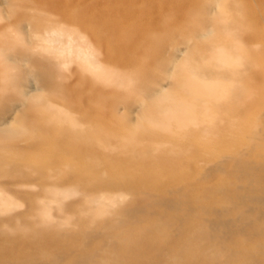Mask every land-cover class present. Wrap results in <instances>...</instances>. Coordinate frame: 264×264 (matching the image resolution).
I'll return each instance as SVG.
<instances>
[{
	"label": "bare ground",
	"instance_id": "1",
	"mask_svg": "<svg viewBox=\"0 0 264 264\" xmlns=\"http://www.w3.org/2000/svg\"><path fill=\"white\" fill-rule=\"evenodd\" d=\"M1 1L13 17L25 4V0ZM50 1L57 3L51 15L27 11L19 16L21 23L0 26V264H264V128L257 126L256 140L246 148L224 156L204 173L185 176L179 186L164 184L155 168L144 169L152 162L158 165L163 157L142 149L137 154L130 148L141 144L144 132H152L153 125L168 130L177 126L181 134L193 135L188 132L192 125L210 136L228 88H233L232 94L244 93L242 68L252 61V53L243 40L248 26L233 15L237 11L247 16L232 4L237 0H227L232 5L208 0L202 8L206 17L201 13L199 18L203 27L183 39L188 49L185 63L180 64L175 54V61L162 65L172 83L183 88L179 93L163 90V85H144L110 68V59H100L90 36L68 25L89 18L83 2L91 1L101 14L103 4ZM4 14L0 11V20ZM90 19L111 42L116 24L97 16ZM40 23L46 26L39 28ZM73 62L138 104L139 117L133 119L127 110L122 121L135 159L111 158L114 154L109 150L102 153L100 147L97 153L94 146L85 145L92 130L71 113L79 105L72 97L77 90L69 81ZM78 78L90 80L81 72ZM34 83L35 91L29 90L28 84ZM81 103L90 106L92 101L85 97ZM98 103L106 105L104 98ZM63 116L84 137L69 136L62 142L56 138L78 155L87 153L96 166L87 172L89 180L65 170L62 176L69 180L63 184L48 175L55 173L24 167L28 163L23 153L41 149V142L34 143L36 135L49 134ZM23 121L28 123L20 124ZM22 139L29 140L23 151L12 144ZM169 152L164 156L177 153ZM101 166L110 170H100ZM222 170L229 174L228 180L210 179ZM178 172L175 168L171 175ZM10 189L27 199L25 210H17L21 204L7 193Z\"/></svg>",
	"mask_w": 264,
	"mask_h": 264
},
{
	"label": "rangeland",
	"instance_id": "2",
	"mask_svg": "<svg viewBox=\"0 0 264 264\" xmlns=\"http://www.w3.org/2000/svg\"><path fill=\"white\" fill-rule=\"evenodd\" d=\"M207 1L93 0L94 4H103L102 8L105 12L103 14L92 8L94 6L91 1H85L82 7L89 18L82 20L79 24L69 23L68 25L76 27L82 34L90 36L95 47L100 51V59L102 61L110 59V62H107L110 68L130 74L137 82H144V85H156V88L163 85V90L172 89L174 93H179L183 91V88L181 85L172 83L173 78L171 79L163 73L162 65H168L169 61H175V54L179 56L180 64L185 63L184 56L188 49L183 39L186 36H193L203 27L199 18L201 13L203 14L201 16L206 17L202 8ZM226 3L236 5L237 9L241 8L247 14L245 16L237 11L233 13L242 25L248 26L247 32L243 34L245 35L243 40L246 49L252 53V61L242 68L244 73L242 90L244 93L232 94L233 88H228L226 101L220 103V116L215 119L217 126L214 127L210 136L202 128L192 125H188V132H193V135L181 134L177 130V126H173V130H168L153 125L150 127L152 132H144L141 144H136L133 147L130 145V148H133L137 154H140V149H142L144 152L149 150L163 157L162 161H165L162 167L158 166L162 163L161 161L158 165L152 162L151 165L144 166V169L155 168L156 176L162 178L164 184L179 186L182 181L186 180L185 176L204 173L206 168L216 164L224 156L230 155L239 148H246L250 142L256 140V131L264 128V0H237L232 4L226 0ZM1 4H3L2 1L0 2V11L6 15L4 14L0 20V26L9 22L21 23L19 16L26 15L27 11L36 15H45L47 12L51 15L54 13L53 8L57 5L50 0H25V4L18 8V13L13 12V17L8 13L11 10ZM95 16L100 17L103 21L116 24L117 30L111 42L106 40L108 34L104 30L94 26L90 17ZM38 25H41L39 28L46 26L44 23ZM226 40L229 41V39ZM207 41V38H201L202 43L206 44ZM203 56L206 59L207 52ZM1 68L0 63V72ZM79 72L87 76L90 79L89 82L79 80ZM69 74L71 76L69 81L73 84L72 88L77 90L72 94V97L79 104L71 113L74 118L81 119L89 130H92L90 142L85 145L94 146L97 153H100V147L103 148L102 153L106 152L105 149L109 150L114 154L111 158L117 155L122 160L135 159L137 155L128 148L129 138L125 133L122 121L126 117L127 110L131 112L133 119L139 117L138 104H131L126 99V96L128 98L129 95L121 94L115 85L101 83L99 80L96 81L95 77L84 73L76 62L71 64ZM151 76L153 84L150 82ZM156 80L159 81L155 84ZM28 85H30L29 90L35 91V83ZM98 87L103 91L98 90ZM45 93L47 94V92ZM85 97L92 101L90 106H83L81 103ZM101 98L105 99V106H100L98 103ZM53 100L56 104H63L60 98H53ZM64 117H59V122L50 128V133L46 136L37 132V141L33 140V142H41L39 146L41 149L23 153L27 157L28 163L24 167L28 171H32V167L37 166L43 171L55 173L48 175L63 184L69 180L66 176H62L65 170L75 173L76 177L89 180L87 172L95 171L96 166H92V162L86 158L85 154L87 153L78 155L75 151L61 145L62 140L64 141L69 136L74 140H82L84 137V133L77 135L78 126L75 129L64 120ZM27 123L28 121H23L20 124ZM56 137L60 138L61 142ZM27 142L29 140L22 139L12 144L23 151ZM183 143L187 145L186 148ZM172 150H176L177 153L170 158L164 156L165 152L172 153ZM7 151L15 154L13 151ZM174 158L183 160L174 164L172 162ZM49 159L51 161H48ZM113 161L107 159L106 163L113 164ZM51 162L54 166L49 167ZM175 168H178L179 172L176 175H171V170ZM100 170L109 171L110 169L101 166ZM210 179L213 181L228 180L229 174L223 170L218 171ZM72 184L75 183L72 182ZM7 193L21 204L17 208L18 211L25 210L26 198L13 189L8 190Z\"/></svg>",
	"mask_w": 264,
	"mask_h": 264
}]
</instances>
